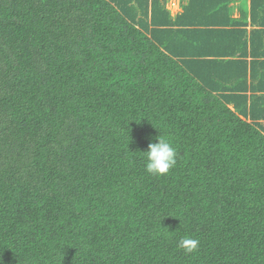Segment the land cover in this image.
Masks as SVG:
<instances>
[{
  "label": "trees",
  "instance_id": "1",
  "mask_svg": "<svg viewBox=\"0 0 264 264\" xmlns=\"http://www.w3.org/2000/svg\"><path fill=\"white\" fill-rule=\"evenodd\" d=\"M147 16L0 0V264H264V133ZM159 135L178 156L155 176Z\"/></svg>",
  "mask_w": 264,
  "mask_h": 264
},
{
  "label": "crops",
  "instance_id": "2",
  "mask_svg": "<svg viewBox=\"0 0 264 264\" xmlns=\"http://www.w3.org/2000/svg\"><path fill=\"white\" fill-rule=\"evenodd\" d=\"M143 2L150 34L153 29L157 39L181 44L176 49L187 55L189 72L222 87L225 104L264 133V0ZM206 60L211 64L198 68Z\"/></svg>",
  "mask_w": 264,
  "mask_h": 264
},
{
  "label": "clouds",
  "instance_id": "3",
  "mask_svg": "<svg viewBox=\"0 0 264 264\" xmlns=\"http://www.w3.org/2000/svg\"><path fill=\"white\" fill-rule=\"evenodd\" d=\"M142 153L145 158V171L150 175H167L177 163V149L170 139L163 135L156 137V142H150L147 150ZM178 247L186 254L194 253L199 249V241L186 236L180 239Z\"/></svg>",
  "mask_w": 264,
  "mask_h": 264
}]
</instances>
